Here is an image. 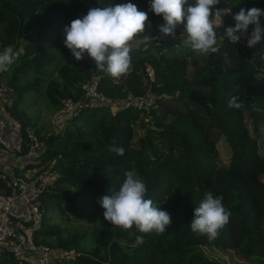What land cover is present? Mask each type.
<instances>
[{"label":"trees","instance_id":"trees-1","mask_svg":"<svg viewBox=\"0 0 264 264\" xmlns=\"http://www.w3.org/2000/svg\"><path fill=\"white\" fill-rule=\"evenodd\" d=\"M129 2L149 16V0H0V51L8 45L17 51L9 70L0 71V80L15 91L8 116L19 124L22 153L27 126L44 141L37 162L26 167H40L42 177L40 170L47 167L53 176L40 195L42 219L32 233L34 244L65 253L53 264H223L207 256L203 246L227 252L230 259L233 254L264 264V181L258 178L264 173V80L254 78L264 60L245 43L234 45L223 36L228 26H235L233 16L241 8L264 9V0H220L212 8V20L217 9L223 13L215 19V52L192 51L180 37L182 26L175 37H158L164 21L154 13L145 32L131 42L141 47L132 49L130 68L119 78L98 70L87 53L76 60L63 43L65 26L90 8ZM143 37L150 38L148 46ZM87 83L109 101L87 102L62 131H41L38 117L27 114L37 97L52 110L65 99L78 100ZM148 92L154 98L146 108L108 105L130 93ZM233 96L243 102L241 108L228 107ZM141 115L150 125L134 139ZM113 139L124 147L123 156L109 150ZM219 142L229 148L226 160ZM127 170L146 182V198L171 214L163 234H141L135 226L124 230L104 219L98 200L119 189ZM7 178L0 177V192L8 190ZM206 191L222 195L231 211L212 241L190 229L194 207ZM65 209L69 226L51 219L52 210ZM92 212L97 216L88 235L76 223ZM137 235L144 236L143 244L135 243ZM0 264L15 263L3 253Z\"/></svg>","mask_w":264,"mask_h":264},{"label":"clouds","instance_id":"clouds-1","mask_svg":"<svg viewBox=\"0 0 264 264\" xmlns=\"http://www.w3.org/2000/svg\"><path fill=\"white\" fill-rule=\"evenodd\" d=\"M219 3L220 0H149V9L163 17L164 23L158 26L160 33L175 37L177 26H182L180 37L183 43L198 54H207L217 50L215 19L223 14L222 10H216L214 20L210 16L212 8ZM261 17H264V9L241 8L233 16L235 26H228L223 36L234 45L244 38L247 46L254 48L264 40ZM148 22V13L138 10L137 5L131 2L93 7L86 15L73 19L65 26L63 43L76 60L87 53L94 59L98 70L112 78H119L128 72L132 62L130 42L145 32ZM250 25H254V28L249 34ZM150 43V38H143L145 46ZM15 58L14 46H5L0 51V71H8ZM254 78L257 82L264 80V68ZM238 101L239 97L233 96L228 107L241 108L243 102ZM108 147L118 155L125 153L124 147L118 145L115 139ZM124 175L125 179L118 190H111V195H104L98 200L104 209V219L124 230L135 226L141 234L153 231L163 234L171 225V214L152 199L146 198L148 186L135 170H127ZM230 216L231 211L224 205L223 196L206 191L199 205L194 207L190 229L212 241L229 222ZM135 243L143 244L144 236L137 235Z\"/></svg>","mask_w":264,"mask_h":264},{"label":"built area","instance_id":"built-area-1","mask_svg":"<svg viewBox=\"0 0 264 264\" xmlns=\"http://www.w3.org/2000/svg\"><path fill=\"white\" fill-rule=\"evenodd\" d=\"M264 23V17H261ZM254 25H250L249 34ZM144 38V37H143ZM142 38V39H143ZM133 41V40H132ZM131 41V42H132ZM130 42V43H131ZM241 42L247 45L246 39ZM248 47V46H247ZM249 48V47H248ZM254 56L264 60V40L259 42L254 48H249ZM17 55V51H15ZM148 94V95H147ZM151 92L141 96L128 94L125 99L114 100L112 104L116 105H136L138 108L148 107L154 98L149 97ZM15 91L8 82L0 80V150L11 154V151L17 150L18 156H14L15 164L23 161L26 165H32L39 159L45 144L41 137L31 126L25 128L26 150L22 153V142L18 140V134L12 136L9 132L7 120V108L14 103ZM109 101L108 98L98 91L93 83H87L82 97L74 101L71 98L65 99L63 105L51 114V123L58 130L62 129L64 122L75 114L79 108L83 107L91 100ZM111 103H108L110 105ZM111 106V105H110ZM62 126V127H60ZM14 166L8 165L5 168L0 167V177L7 178L8 190L0 192V255L9 253L15 264H53L54 251L46 244H34L32 233L40 224L42 219V201L41 192L46 185V181L38 174L39 168L31 166L27 172H15ZM23 168V167H22Z\"/></svg>","mask_w":264,"mask_h":264},{"label":"rangeland","instance_id":"rangeland-1","mask_svg":"<svg viewBox=\"0 0 264 264\" xmlns=\"http://www.w3.org/2000/svg\"><path fill=\"white\" fill-rule=\"evenodd\" d=\"M153 16H154V12H152L150 10L149 11V17H153ZM169 36L170 35H167L166 37H169ZM158 37H165V35L162 34V33H159ZM131 44L132 43H130V46H131L132 49L141 47V46H139L140 43H135V44H132V45ZM152 96H153L152 94H149V97H152ZM110 105H111L110 107L112 109H115L117 107L116 104H110ZM52 112H53V110L50 109V107L46 103V101L44 99L39 98V97H37L35 100H33L32 101V105L27 109V114H32V115H35V116L38 117L37 126L41 129V131L48 130L49 133H50V131L58 130L57 127H59V126H55L54 124L51 123V114H52ZM7 120H8L9 127L14 128L15 130H17V132H14V133L18 134V136H19L18 140H20V142H22L23 138H21V136H20L19 124L17 123V121L13 120L8 115H7ZM66 123H67V120L64 122L63 127L60 126V127H62V129H60L59 131L63 130V128L66 125ZM149 125H150V123H147V116L146 115H141L140 120H138L134 124V129H135L134 130L135 131L134 139H138L141 135L145 134V131H146L147 127H149ZM218 146H219V150L221 152L222 157L224 158V160H226V158H227V156L229 154V148L226 145L222 144V142H219ZM21 148H22V146H21ZM11 155L15 156V157L18 156L17 150L15 149V150L11 151ZM17 164L18 165H22L24 167L26 166L25 162L23 161V158L20 161H18ZM13 169H16V168H13ZM40 173L43 175V179L46 182L51 181V179L53 178L52 174H48L47 167H46V169L40 170ZM258 178L260 180L264 181V173H260L258 175ZM68 214H70V211L67 210V209H65V211L62 212V213L57 211V210H52L51 211V215H53V216L51 217V219L54 218L56 221H59L61 225L66 224V225L69 226L71 222L69 221ZM96 216H97V213L96 212H92V214H90V216H89V219L78 221L76 223V225L85 227L87 229V234L89 235L90 228H91L92 224L94 223V221L96 219ZM87 242H88V240H87ZM201 249L210 258L217 259V260H219L221 262L223 261L222 262L223 264H251V263H249L247 261H243V260L238 259L236 257V255H233V254H231L232 255V259H230V257L227 254V252H223V251L218 250V249H214V248H211V247H204V246L201 247ZM57 252L58 251H54V253H53L54 258L55 257H60V255L65 254L64 252H59L61 254H59ZM70 254L71 253H68V255H70Z\"/></svg>","mask_w":264,"mask_h":264},{"label":"crops","instance_id":"crops-1","mask_svg":"<svg viewBox=\"0 0 264 264\" xmlns=\"http://www.w3.org/2000/svg\"><path fill=\"white\" fill-rule=\"evenodd\" d=\"M9 132L13 133V132H17V130H15L14 128L9 127ZM12 136H14V133L12 134ZM20 158H23V156H20L18 158V160ZM8 165L14 166V168L19 169L23 173L27 172V168L28 167H26V166L24 167L22 165L15 164L14 156H12L9 153H4V152H2L0 150V167L5 168Z\"/></svg>","mask_w":264,"mask_h":264}]
</instances>
